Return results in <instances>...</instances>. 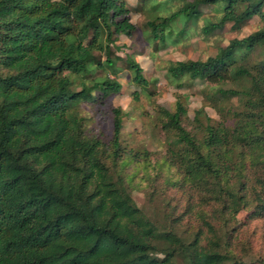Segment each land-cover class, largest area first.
<instances>
[{"label":"trees","instance_id":"16d2710c","mask_svg":"<svg viewBox=\"0 0 264 264\" xmlns=\"http://www.w3.org/2000/svg\"><path fill=\"white\" fill-rule=\"evenodd\" d=\"M218 3L225 7L203 27L207 36L264 20V0H185L149 23L151 37L165 44L182 16L198 19L200 7ZM129 13L125 0H0V264H254L231 250L236 235L224 227L247 208L264 217V27L204 61L167 68L179 87L183 78L207 83L222 119L204 124L196 111L199 142L183 125L189 111L179 97L174 112L159 109L180 146L172 160L184 182L201 205L214 204L201 227L180 233L191 209L162 225L128 194L119 166L143 153L123 146L124 110L111 109L108 143L86 133L80 114L96 89L103 98L122 90L116 79H90L118 59V37L135 31ZM125 61L132 83L148 86L140 64Z\"/></svg>","mask_w":264,"mask_h":264},{"label":"rangeland","instance_id":"374dc122","mask_svg":"<svg viewBox=\"0 0 264 264\" xmlns=\"http://www.w3.org/2000/svg\"><path fill=\"white\" fill-rule=\"evenodd\" d=\"M125 1L135 31L131 37H118L116 45L120 50L113 49L118 59L113 58L111 65L106 64L105 70H98L90 79L92 83H98L105 77L116 79L121 83L122 90L117 95L103 98L96 89L95 101L82 103L80 114L84 117L86 133L98 135L108 143L112 136L111 109L121 107L124 110L121 137L123 146L129 152L135 150L143 153L135 158L131 154L125 156L119 166L128 194L138 208L162 225H174L171 217L191 209L181 221L180 233H192L201 227V215H211L214 204L201 205L195 187L189 181L184 182L181 170L172 160V150L180 146L176 147L175 134L163 128L164 120L159 109L174 112L179 97L189 111V119H184L183 125L199 142L203 140L204 130L192 122L195 112L203 110L204 124L207 117L212 120V124H217L222 119L213 107L216 100L210 98L213 97L214 90L207 83L183 78L182 86L179 87L169 77L167 68L172 62L204 61L215 56L232 39H242L263 28L264 20L254 17L241 29H234L232 24H226L207 36L202 32L203 27L218 21L225 7L224 3L210 4L200 7L202 16L198 19L182 16L171 27V36L162 44L151 37L149 23L178 11L185 0ZM187 19L189 21L185 22ZM126 55H131L140 64L144 77L149 82L148 86L140 87L132 83V73L125 61ZM101 59L105 60L104 57ZM79 82L77 80L76 83ZM252 212L253 209H244L228 226L221 221H217L216 226H226L224 228L230 233H235L236 241L231 248L234 253L242 255L246 263L258 264L259 261H264V217L254 218Z\"/></svg>","mask_w":264,"mask_h":264}]
</instances>
